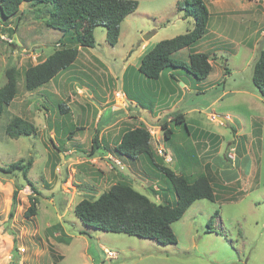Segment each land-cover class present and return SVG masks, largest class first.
<instances>
[{
  "label": "rangeland",
  "instance_id": "1",
  "mask_svg": "<svg viewBox=\"0 0 264 264\" xmlns=\"http://www.w3.org/2000/svg\"><path fill=\"white\" fill-rule=\"evenodd\" d=\"M136 1L138 9L122 23L116 46L107 42L106 28L97 27L96 47L83 50L80 61L88 54L100 59L101 65L86 67L98 77L76 73V66L68 70L79 74L78 88L91 91L84 95L70 88L71 81H55L49 92L26 91L24 72L71 39L47 27L43 5L23 3L8 20L0 13V87L9 68L20 73L17 95L0 117V167L32 159L28 179L37 191L22 174L0 173V264H264V99L253 84V68L264 49V0H204L210 11L205 37L173 55L178 68H169L157 81L139 72V57L160 41L192 31L195 21L178 8L184 0ZM150 33L155 35L144 39ZM191 53L210 56L208 79L196 80L185 69ZM129 66L124 81L123 69ZM123 86L148 116L155 110L163 121L169 114L185 117L188 129L170 123L171 139L151 128L158 164L190 179L206 174V165L218 173L217 200L195 202L172 224L176 244L87 227L75 214L79 202L96 200L123 182L157 204L175 202L169 180L146 157L130 160L112 150L105 158L101 123L119 121V137L132 129L125 124ZM67 98L72 111L61 115L57 105ZM14 117L33 123L36 134L9 138L6 126ZM94 138L100 147L92 154ZM161 146L177 151L178 164L159 153ZM16 186L22 190L10 217ZM32 197L37 211L26 218Z\"/></svg>",
  "mask_w": 264,
  "mask_h": 264
},
{
  "label": "trees",
  "instance_id": "2",
  "mask_svg": "<svg viewBox=\"0 0 264 264\" xmlns=\"http://www.w3.org/2000/svg\"><path fill=\"white\" fill-rule=\"evenodd\" d=\"M23 3L43 5L48 16L45 21L47 27L61 32L63 39H71L69 43H60L59 47L43 62L29 67L24 72V85L28 92L36 91L60 72L71 67L79 56L80 46L95 48L94 31L97 27L106 28L107 42L110 46H116L121 35L122 23L139 6L136 0H0V13L3 19L8 20L18 15ZM177 6L181 10H186L187 15L194 18V28L187 34L160 41L142 57L139 72L147 79L157 81L169 68H178L171 57L185 48L194 46L207 33L210 11L204 0H184ZM185 69L196 80L208 79L212 71L210 56L206 53L189 54V64L185 65ZM19 76L20 73L15 67L9 68L5 73L6 83L0 87V117L17 95ZM170 76L175 78L173 74ZM253 84L264 99V49L260 50L253 68ZM57 108L61 115H68L71 112L67 103L63 101H59ZM171 123L185 125L188 129L182 114L174 117ZM169 124L165 122L160 125L166 139H171L174 135ZM36 132L37 128L33 123L20 117H14L6 126V134L11 139L32 136ZM152 139L153 136L146 127L127 130L123 133L115 153L121 158L130 160L146 157L162 178L169 180L176 196L174 204H157L131 185L124 182L118 183L96 200L84 199L77 204L75 214L85 226L104 232L153 239L164 245L176 244L177 238L172 224L179 221L195 202L217 200L214 182V176H217L208 168V165H206V174L200 173L194 179H190L191 175L185 173L178 174L170 167L156 162ZM99 147L97 138H94L91 153L95 154ZM32 164V159L19 160L6 168L0 167V173L22 174L36 194L34 185L28 179ZM21 190V187L16 186L10 217L13 216ZM36 211L37 199L32 197L30 206L25 212L26 218L34 216ZM216 215L218 216L219 212ZM214 218L212 217L211 220ZM14 252H17L16 248Z\"/></svg>",
  "mask_w": 264,
  "mask_h": 264
},
{
  "label": "crops",
  "instance_id": "3",
  "mask_svg": "<svg viewBox=\"0 0 264 264\" xmlns=\"http://www.w3.org/2000/svg\"><path fill=\"white\" fill-rule=\"evenodd\" d=\"M262 33H264V32H262ZM84 49H91V48H82L80 46L79 47V56H78L76 62L71 67H69L68 69L60 72L49 83H47L44 86L40 87L36 91L41 90V91H39L41 93L49 92V90H51V88H52V85H54L55 81H56V83L63 82V85L64 84L66 85L68 81H71L72 84L70 83V88L71 89L73 88L74 91H76V89H77V91L78 90L82 91L81 92L82 95L86 94V92H90L91 93V91H89L87 88H83V90L78 88L79 84H78V79H76V78L78 77L79 74H82L83 72H84L83 75H85L88 78H91V77H94V76L98 77V74L95 73V72H91V73L87 72L86 71V67L87 66L92 67L95 64H97V65L100 64V62H99L100 59L94 57L95 55L89 57V54H88L86 56L87 58L84 61L83 60L80 61L81 58H82L81 55H82V52H83ZM92 49H94V48H92ZM144 49H147V44H144V45L141 46L139 53L141 54V51H143ZM53 52H54V50L49 54V56ZM140 54H139V56H140ZM140 58L142 59V56H140L139 59ZM75 66L77 67L76 73H79L78 75L76 74L77 76L76 75L72 76V75H70V73H67L68 70H71V68H73ZM123 70H124L123 79L125 81L126 76H127L126 73H127V71L131 70V66L127 67L126 69L124 68ZM99 76H105V74L104 75L103 74H101V75L99 74ZM61 80H63V81H61ZM123 88L126 91V88L124 86H123ZM52 92H54V91H52ZM52 92H51V94H52ZM124 95L127 97V99H126L127 102L125 103L126 106L124 104V107L127 108V106H128V108L126 109L127 115L125 117V120L127 122H125V124H127L128 126H131L132 129L139 128V127H146L150 132H151V128L158 129L161 132L162 129H161L160 125L162 123H165V122L171 123L172 120L174 119L173 114H169L168 115V120L167 121H163L161 119V116L159 115V112H156L155 110H152L150 112V116H148L146 113L141 112L138 109L139 102H137L138 100L135 98L134 95H132L130 93V91H126ZM69 100L70 99L67 98V105L68 106L70 104ZM76 104L77 103H75V105ZM71 107L72 106L70 105V107H69L70 111H72ZM78 107H79V109H81V107L79 105H78ZM83 115H84L83 114V110H81L80 111V118H79V121L81 123H83V121H84ZM114 120H116V119H114ZM114 120L110 119V121L108 123H106V122L101 123V125H103V127L100 129V143H101L102 147L105 149V151L107 152V155L105 156V158H111L112 157L111 151L116 149L117 145L120 143L121 138H122V135L120 137L117 135V128H116L120 124V122L117 121V120H116L117 122L116 121L113 122ZM112 122H113V124H111ZM169 126H170V124H169ZM117 137H118V139H117ZM157 144H158V141H157ZM161 147L163 149V146H161ZM163 151H164L163 155H165V157H167L168 160H170V161L175 160V162L178 164V162H177L178 155H177V151L176 150L173 149V150H171V152H166L163 149ZM98 156L99 155H96L95 157H98ZM175 170L176 169H174V171ZM212 172H213V174H216V176L218 177V173L216 171L212 170Z\"/></svg>",
  "mask_w": 264,
  "mask_h": 264
},
{
  "label": "water",
  "instance_id": "4",
  "mask_svg": "<svg viewBox=\"0 0 264 264\" xmlns=\"http://www.w3.org/2000/svg\"><path fill=\"white\" fill-rule=\"evenodd\" d=\"M154 35H155V33L147 34V35H145L144 39L149 40V39H151ZM218 119H219V120H222L221 118H218Z\"/></svg>",
  "mask_w": 264,
  "mask_h": 264
},
{
  "label": "built area",
  "instance_id": "5",
  "mask_svg": "<svg viewBox=\"0 0 264 264\" xmlns=\"http://www.w3.org/2000/svg\"><path fill=\"white\" fill-rule=\"evenodd\" d=\"M159 153H160V154H163L164 151H163V150H160ZM117 163L120 165V162H117ZM110 256H111V253H110Z\"/></svg>",
  "mask_w": 264,
  "mask_h": 264
}]
</instances>
